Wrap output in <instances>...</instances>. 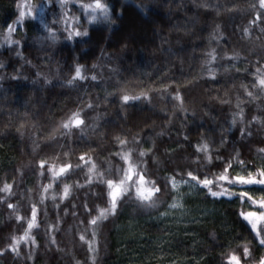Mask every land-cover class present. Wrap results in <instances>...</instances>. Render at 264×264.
I'll return each instance as SVG.
<instances>
[{
    "label": "trees",
    "instance_id": "1",
    "mask_svg": "<svg viewBox=\"0 0 264 264\" xmlns=\"http://www.w3.org/2000/svg\"><path fill=\"white\" fill-rule=\"evenodd\" d=\"M99 3L29 48L5 29L47 36L59 0H0V227L37 209L0 264H262L264 0ZM133 165L152 194L114 203Z\"/></svg>",
    "mask_w": 264,
    "mask_h": 264
},
{
    "label": "rangeland",
    "instance_id": "2",
    "mask_svg": "<svg viewBox=\"0 0 264 264\" xmlns=\"http://www.w3.org/2000/svg\"><path fill=\"white\" fill-rule=\"evenodd\" d=\"M104 6L105 5H101V7H96V5H95V7L90 8V12H89L90 16L95 17V15L98 11L105 10L106 7H104ZM27 8H29L28 1H24L22 3V13L25 14L27 12V11H25ZM130 37L132 38V35ZM121 38H122V36H121ZM129 169H131V168H129ZM129 169H128V172L126 173V175L122 181H120L117 184H113V189L111 192V200L114 203L120 199L122 194H124L126 192L130 193V191H133V196L140 195L142 197L145 196V198L150 197V195L152 194V192H150L148 190L147 185L144 181V178L137 177L134 175L135 166L133 165V170L131 169L132 171ZM63 171L64 170H59L57 172H54V175H59ZM219 180L226 183L228 181V177L223 176ZM173 185H174V188L179 189L182 187L183 184L181 182H178V181H173ZM36 210L37 209H35V212L33 213V220L31 219V221L29 222V227L26 229L27 231L24 230V228H25L24 224L23 223H22L23 225L18 224V221H16V220H10V221L1 225L0 229H2V232H3L2 247H4V246H6V247L3 250H1V248H0V253H8L9 252L11 254L18 255L19 253L25 252L24 250L26 249V245L28 244V242L30 240V228L32 226H35ZM12 222H14L20 228V231L14 232L13 230H11V228L14 229L13 228L14 225ZM256 225H257V221H256ZM12 235H13V237H12L13 239L11 238ZM10 238L12 239L11 243L8 242V240ZM32 240H33V238H32ZM262 264H264V262Z\"/></svg>",
    "mask_w": 264,
    "mask_h": 264
},
{
    "label": "clouds",
    "instance_id": "3",
    "mask_svg": "<svg viewBox=\"0 0 264 264\" xmlns=\"http://www.w3.org/2000/svg\"><path fill=\"white\" fill-rule=\"evenodd\" d=\"M53 0H47L49 6H52ZM80 7L85 9V14L89 8L95 7V4L89 0V2H84V0H79ZM70 0H59L60 15H53L51 21L48 25H45V29L48 33L47 36L37 35L34 36L31 40L26 38L13 39L12 34L15 31L11 28V22L9 23V28L5 29L8 32V40L6 41L9 44L15 43L21 47L33 48L37 45H41L43 41L50 40L53 45L61 43V37H65L67 42L74 43L75 37H89L91 35V23L94 20V17H90L87 23L84 22L83 16L78 12H73L69 16V12L72 11L68 8ZM104 7H107L105 5ZM21 19H23L21 17ZM70 21V23H69ZM26 32V29H25ZM159 191V190H157Z\"/></svg>",
    "mask_w": 264,
    "mask_h": 264
},
{
    "label": "snow or ice",
    "instance_id": "4",
    "mask_svg": "<svg viewBox=\"0 0 264 264\" xmlns=\"http://www.w3.org/2000/svg\"><path fill=\"white\" fill-rule=\"evenodd\" d=\"M96 7H101L100 3H99V0H97V4H96ZM24 16V13H21V17L23 18Z\"/></svg>",
    "mask_w": 264,
    "mask_h": 264
}]
</instances>
